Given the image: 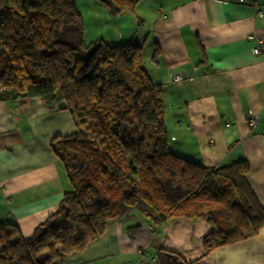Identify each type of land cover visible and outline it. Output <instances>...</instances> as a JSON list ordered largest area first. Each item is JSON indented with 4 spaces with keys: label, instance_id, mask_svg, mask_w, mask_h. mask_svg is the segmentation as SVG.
Wrapping results in <instances>:
<instances>
[{
    "label": "trees",
    "instance_id": "trees-1",
    "mask_svg": "<svg viewBox=\"0 0 264 264\" xmlns=\"http://www.w3.org/2000/svg\"><path fill=\"white\" fill-rule=\"evenodd\" d=\"M99 1L117 16L139 0ZM0 89L2 102H63L76 126L52 141L71 189L30 238L0 221V264H68L131 214L157 226L205 220L204 256L264 227L250 164L206 167L172 152L164 90L143 64V47L88 43L76 0H0ZM154 255L153 264H193L163 248Z\"/></svg>",
    "mask_w": 264,
    "mask_h": 264
},
{
    "label": "crops",
    "instance_id": "crops-1",
    "mask_svg": "<svg viewBox=\"0 0 264 264\" xmlns=\"http://www.w3.org/2000/svg\"><path fill=\"white\" fill-rule=\"evenodd\" d=\"M76 3L88 43L143 47V64L164 90L170 149L206 167L246 160L247 180L264 206V54L254 52L264 44V0H139L134 12L117 16L99 0ZM64 108L63 102L0 100V221L17 224L26 238L71 189L52 149L55 137L76 130ZM136 225L141 232L132 236L128 229ZM211 231L203 219L157 226L131 214L109 224L68 264H153L159 248L193 264H264V227L204 256L203 238Z\"/></svg>",
    "mask_w": 264,
    "mask_h": 264
},
{
    "label": "built area",
    "instance_id": "built-area-1",
    "mask_svg": "<svg viewBox=\"0 0 264 264\" xmlns=\"http://www.w3.org/2000/svg\"><path fill=\"white\" fill-rule=\"evenodd\" d=\"M253 1H255V0H238V2H240V3H247V2H253ZM256 11H257L256 16H260L261 12L259 10H256ZM254 52H255V54H264V44L256 47L254 49ZM173 81L179 83L182 81V77L177 75L173 78ZM255 121H256L255 119H251V120H249V123L254 125ZM0 191H1V187H0Z\"/></svg>",
    "mask_w": 264,
    "mask_h": 264
},
{
    "label": "rangeland",
    "instance_id": "rangeland-1",
    "mask_svg": "<svg viewBox=\"0 0 264 264\" xmlns=\"http://www.w3.org/2000/svg\"><path fill=\"white\" fill-rule=\"evenodd\" d=\"M169 138H170V136H169ZM173 152V151H172ZM155 261V255H154V258H153V262Z\"/></svg>",
    "mask_w": 264,
    "mask_h": 264
}]
</instances>
